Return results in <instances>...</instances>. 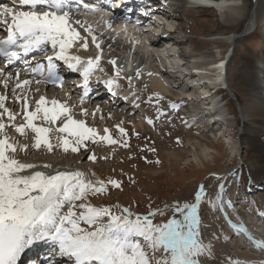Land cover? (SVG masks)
Masks as SVG:
<instances>
[{
  "label": "bare ground",
  "instance_id": "obj_1",
  "mask_svg": "<svg viewBox=\"0 0 264 264\" xmlns=\"http://www.w3.org/2000/svg\"><path fill=\"white\" fill-rule=\"evenodd\" d=\"M242 2V0H160L158 7H160V4L162 7L159 8L161 12L158 15L159 17L152 20L148 26L142 25L145 29H140L141 26H129L124 28L122 33L109 29L104 31L103 35H99V38L106 44V48L101 52L100 49H94L97 43L87 39L85 32L78 25L73 24V27L80 33L83 40L73 44L68 49L67 55L79 56L86 61L95 59L97 56L100 59H106L108 62L115 60L116 64L115 66L113 65V68L105 66L104 70L110 75L114 73V76L111 77L115 79L119 78L116 75L117 71H119V75L121 74L128 84L124 91V96L132 93L131 96L122 98L120 103L119 101H114L108 105L99 104L90 96L82 100L70 95L67 87L54 89L46 86L44 82L34 79L31 76V72L25 71L23 68L7 71V69L12 67V63L2 62L0 69L3 70L5 75L0 76V96L6 98L4 101L5 108L15 114L16 120L9 121L8 114L4 112V109L0 108V123L6 125V133L13 131V135L18 137L23 145L28 144L31 137H35V133L30 129H26V135L22 136L12 127V125L19 126L25 123V110L23 107L25 101L17 98L26 97L28 102L27 110L34 111L37 106L36 102L43 96L49 102V107H51V101H58L70 109V114L74 119L82 120L86 126L95 129L99 134L98 136H104L105 129L111 134L116 128H123L125 124L133 131H141L144 129L145 123L148 124V120H151V117L148 116L141 100L138 97L135 98L134 92L144 82L153 94L156 93L172 99L191 100V106L184 109L183 112L184 116L182 118L185 121L193 122L199 128L204 127L206 130H214L216 135L221 137L233 136V138L237 139L233 142L236 151L246 148L250 153V158L245 163V166L248 168L250 176H252L251 183L259 181L264 178V142H260L264 137L257 138V136H262L261 133L264 134V50L262 56L253 57L247 72L241 75L243 80L240 79L242 84L240 89L241 91H246L253 100L242 105L238 103L240 117L230 113L228 110L227 102L229 97L231 99L236 97L235 89L232 88L233 78L230 76L228 65L232 59L231 50L233 45L238 47L240 40L251 35L257 29L258 24L264 27V0H255L253 15L243 28L242 34H235L231 31L232 34L226 36L221 31L220 33L217 32L218 27L223 29V27H232L242 22L245 9ZM1 4L2 6L15 7L16 3L14 4L13 0L10 3L1 0ZM153 6L155 7V5ZM246 8L249 11L248 4ZM211 11L216 16L215 33L208 34V37H205L198 34V32H194V36L190 39L193 41L192 44L188 42L189 45H185V41H188L189 38L188 33H185L183 29L190 32L191 28L187 25L189 24L188 22L184 25L185 28H181L182 24L179 25L176 21L180 18L177 19V17L180 14L184 16L188 13L207 14ZM74 19L78 20L77 17H74ZM95 22H93V25H95ZM262 30L260 34H262L261 38H263L264 45V29ZM85 41L88 44L87 50L82 47ZM205 42L213 44L211 45L213 50H211L212 48L208 50V48L203 47ZM218 44L227 47L225 53H222L223 55H221L222 50L220 51ZM47 48L50 49L52 54L56 55L58 53L49 44L43 46L40 50ZM43 54H45V51H43ZM40 58L41 56L36 57V59ZM35 61V59H30L28 63L33 64ZM100 64L101 60H99L96 68L99 69ZM189 67L191 68L190 70L188 69ZM99 72L101 73V71ZM17 73H19V76H17ZM176 73L180 77H177ZM188 75H191V77L185 79ZM102 77L105 78L104 76ZM24 80H29L30 84L24 88H17V82ZM37 81H40V83H37ZM171 84H173V87ZM178 86L181 90L179 92L177 91ZM199 89L205 92L204 95L208 94L207 96L210 99L201 101L196 93ZM116 104H119V106L126 105V112H122V110V113L119 114L114 109ZM169 110L173 111L172 109ZM223 111L225 112L222 113ZM208 114H211L212 118H208ZM134 115L137 116L134 117ZM225 116L233 117L234 119H232V123L227 124L228 119L226 118L225 121L227 123L220 128L217 124V119L221 120ZM34 123L37 126L52 127L53 129L62 126L61 121H57L55 125H49L37 119ZM60 137H62L61 133L58 135H55V131L49 133V140L53 147L62 143ZM209 149L208 147L203 148L198 153L195 146H193L192 161L201 165L204 162H212V151ZM21 162L35 164L37 165L35 170L51 174H55L57 171H81L85 173L87 178L94 180V177L90 174V169L81 164L72 168L73 170L45 169L40 162L36 161L34 155ZM227 177L228 175H224L219 178L224 184L223 191H221V186L217 190L216 203L226 227L228 238L225 242L228 245V250H231L230 256L245 258L248 261H252V264H264V248L257 247L255 243L256 241L264 242V215L260 216L257 214L258 216H256L251 207L250 210L243 211L244 209L239 206L240 203L236 202L237 200L232 197V191L228 193L227 186L230 182H228L227 179L229 178ZM244 194L247 195L246 193ZM238 199L240 200L241 197ZM233 225L237 227L243 226L246 231H237ZM238 234H241L242 237H238ZM28 263L32 264V261L27 260L24 264Z\"/></svg>",
  "mask_w": 264,
  "mask_h": 264
},
{
  "label": "snow or ice",
  "instance_id": "obj_2",
  "mask_svg": "<svg viewBox=\"0 0 264 264\" xmlns=\"http://www.w3.org/2000/svg\"><path fill=\"white\" fill-rule=\"evenodd\" d=\"M16 2L13 0L14 4ZM18 3V8L5 5L0 9V25H5L7 31L6 38L0 39V56L11 63L13 59H20L21 54L26 56L51 44L53 50L59 47L56 59L77 70L76 66L84 61L79 56L67 55V51L83 38L72 26L70 12L65 10L67 0H18ZM25 7L30 10H22ZM76 23L80 21L76 20ZM95 39L93 36V42ZM82 47L87 50L86 41ZM96 47L99 48V44ZM99 60L97 56L86 62L82 73L85 87ZM48 62L49 79H52L54 66L51 56ZM110 63L116 64L115 60ZM42 68L43 65H37L36 71L40 72ZM3 75L0 69V76ZM116 75L119 76V71ZM29 84V80L18 81L16 87L24 88ZM5 99L0 96V108L8 114L9 121H15V114L5 108ZM17 99L25 101V123L12 127L22 136L26 135V129L35 133L34 147L39 148L43 144L52 151L49 133L53 131L73 138L60 137L65 152H78L88 140L97 142L99 134L96 130L86 126L84 121L74 119L70 109L58 101H51L49 107V102L41 96L35 110L28 111L27 98ZM37 119L49 125L61 121L62 126L55 129L37 126L34 123ZM148 123L152 121L148 120ZM5 128L6 125L0 123V135L4 136L0 139V264H18L21 255L40 242H52L58 248V256L67 258L71 264H200L198 257L205 252L210 254V246L203 244L200 232V203L205 194L203 186L195 195V203L174 205L173 218L163 224L153 222L157 211L133 218L134 214L123 208L117 214L108 207H94L88 202L89 196L107 191L105 181L89 179L81 171L51 174L35 170L37 165L21 162L10 155L17 152V147L9 142ZM104 131L106 134L99 136L100 141L127 146V141L115 140L107 129ZM119 131L122 136L127 135L123 128ZM26 148L24 146L21 150ZM89 159L96 161L95 155ZM49 167L43 165L45 169ZM107 184L121 187L114 180L107 181ZM159 214L164 213L160 211ZM233 227L240 232L246 231L243 226ZM255 243L257 247L264 248V242Z\"/></svg>",
  "mask_w": 264,
  "mask_h": 264
},
{
  "label": "rangeland",
  "instance_id": "obj_3",
  "mask_svg": "<svg viewBox=\"0 0 264 264\" xmlns=\"http://www.w3.org/2000/svg\"><path fill=\"white\" fill-rule=\"evenodd\" d=\"M242 1L243 8H245L242 22L232 27H223V29L218 27L217 32L220 33L221 31L226 36L232 34V32L242 34L243 28L253 15L255 0ZM153 2L159 3L160 0H153ZM247 4L249 5V11L246 8ZM160 7H162L161 4ZM177 19L179 25L182 24L181 28H185L184 25L187 22L189 23L187 25L191 28L190 32L183 29L185 33H188L189 40L184 43L187 46L192 44L193 41L190 39L194 36V32L208 37V34H213L216 31V16L212 11L207 14L188 13L185 16L180 14ZM260 25H257V29L251 35L243 37L238 47L233 45L231 50L232 59L228 69L230 76L233 78L232 88L235 89L236 97L235 99L229 97L227 103L229 112L238 117H240L239 105L250 103L253 100L246 91H241L240 79L243 80L241 75L247 72L253 57L262 56L264 45L260 33L264 27ZM211 45L213 44L203 43V47L208 48V50L211 48L213 50ZM217 46L220 47V51H223H221V55H223L227 47L222 44ZM189 77L191 75H188L185 79ZM145 84L142 82L145 92L135 94V98L137 96L141 100L148 116L151 117L152 123H145L144 129L141 131H133L125 124L123 127L127 133L125 136L121 135L119 128L111 133L113 139L127 141L126 147H122L120 143L109 145L106 141H100L98 136L96 143L91 140L85 141L78 152H72L71 150L65 152L63 147L60 146L61 143L59 146L53 147L52 151H48L43 144L39 148L33 146L35 137H31L30 142L23 145L21 140L13 135L14 132L10 136L9 131V136H7L10 138L9 142L15 143L17 147V152L10 153V155H14L20 161L34 155L37 162L42 165H50V169L57 170H73L72 168L81 164L90 169L91 175L95 174L92 175L94 180H103L106 183L107 191L89 196L88 202L94 207H108L117 214L120 209L128 208L134 214L133 218L135 215L143 216L147 215L149 211H157V216L153 218V222L157 224L166 223L167 220L173 218L174 205L195 203V195L203 186L205 194L200 203V232L203 244L210 246V254L205 252V254L198 257L200 259L198 260L202 264H252V261L245 258L230 256L231 250H228V245L225 242V240L227 241L226 227L216 203L217 190L224 184L219 178L228 175L227 178L229 179L227 180L230 183L227 189L232 191L233 198L243 196L240 199L241 202H244L245 209L243 211L250 210L251 207L256 216L264 215V178L260 180L253 178L259 181L256 182L255 187H248L250 182L249 179L247 180V174H250V172L245 163L250 158L249 150L243 148V150L236 151L233 142L237 139L233 136H216L214 130L206 131L202 127L196 128L195 124L190 125L189 128L185 127L181 118V116H184L182 108L185 107L179 108L176 101L151 93ZM196 93L201 101L210 99L207 96L208 94L204 95L205 92L201 89L197 90ZM174 103L176 110L174 108V111H170L169 109L173 108L171 105H174ZM118 106L119 104H116L114 109L119 114L126 112V105ZM161 113L163 114L161 115ZM136 116L134 115V117ZM207 117L212 118V115L208 114ZM226 118L228 123L225 121ZM232 119L234 118L225 116L221 120L217 119V124L222 128L224 124L232 123ZM58 134V132H55V135ZM261 135L257 138L264 137V134L261 133ZM62 137L69 140L73 139L67 137L66 133L62 134ZM3 138L0 135V139ZM14 138L16 139L13 142ZM260 142H264V138ZM24 146H27L26 150H21ZM193 146H195L198 153L203 148H210L212 162H204L203 165L194 163L191 158ZM92 155L96 157L95 162L89 159ZM109 180L118 181L121 187L115 188L111 184H107ZM240 184L241 189L237 191ZM249 188L256 192L247 193ZM235 207L238 208L237 205ZM160 211L164 214L160 215ZM177 218H179L178 215Z\"/></svg>",
  "mask_w": 264,
  "mask_h": 264
}]
</instances>
